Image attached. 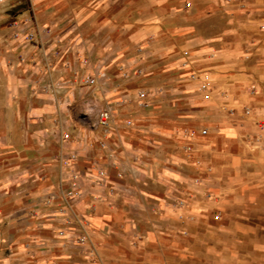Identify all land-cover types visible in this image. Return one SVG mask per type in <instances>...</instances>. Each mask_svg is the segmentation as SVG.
<instances>
[{
    "label": "rangeland",
    "instance_id": "obj_1",
    "mask_svg": "<svg viewBox=\"0 0 264 264\" xmlns=\"http://www.w3.org/2000/svg\"><path fill=\"white\" fill-rule=\"evenodd\" d=\"M0 264H264V0H0Z\"/></svg>",
    "mask_w": 264,
    "mask_h": 264
},
{
    "label": "crops",
    "instance_id": "obj_2",
    "mask_svg": "<svg viewBox=\"0 0 264 264\" xmlns=\"http://www.w3.org/2000/svg\"><path fill=\"white\" fill-rule=\"evenodd\" d=\"M91 220H92V222H93L94 224H99V223H100V217H98V216H93V217L91 218Z\"/></svg>",
    "mask_w": 264,
    "mask_h": 264
}]
</instances>
